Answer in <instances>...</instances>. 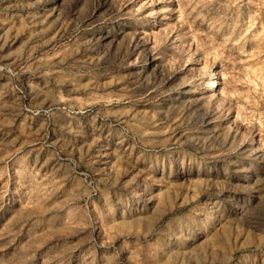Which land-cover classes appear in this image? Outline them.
Masks as SVG:
<instances>
[{"label": "rangeland", "instance_id": "rangeland-1", "mask_svg": "<svg viewBox=\"0 0 264 264\" xmlns=\"http://www.w3.org/2000/svg\"><path fill=\"white\" fill-rule=\"evenodd\" d=\"M0 264H264V0H0Z\"/></svg>", "mask_w": 264, "mask_h": 264}, {"label": "bare ground", "instance_id": "bare-ground-1", "mask_svg": "<svg viewBox=\"0 0 264 264\" xmlns=\"http://www.w3.org/2000/svg\"><path fill=\"white\" fill-rule=\"evenodd\" d=\"M210 85V84H209Z\"/></svg>", "mask_w": 264, "mask_h": 264}]
</instances>
